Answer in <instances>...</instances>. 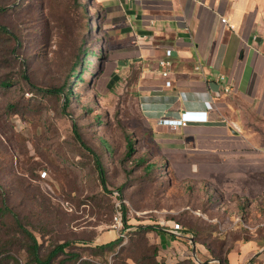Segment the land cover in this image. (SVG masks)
I'll return each mask as SVG.
<instances>
[{
  "label": "rangeland",
  "instance_id": "1",
  "mask_svg": "<svg viewBox=\"0 0 264 264\" xmlns=\"http://www.w3.org/2000/svg\"><path fill=\"white\" fill-rule=\"evenodd\" d=\"M104 8L103 0H0V81L12 83L0 88V199L9 195L47 246L97 243L122 201L128 239L114 252L92 256L99 264H143L139 258L153 253H143L147 245H157L158 259L167 263L264 264V149L237 151V164L220 165L215 176L202 167H170L164 174L169 160H154L156 150L147 145L132 69L125 77L117 73ZM87 50L95 53L91 66L85 82H75L74 64ZM128 138L135 151L126 160ZM150 163L157 168L149 171ZM175 222L185 236L161 229ZM144 223L156 228L139 231ZM137 241L143 245L134 246ZM78 245L71 251L89 257ZM18 250L10 257L25 264L26 253Z\"/></svg>",
  "mask_w": 264,
  "mask_h": 264
},
{
  "label": "crops",
  "instance_id": "2",
  "mask_svg": "<svg viewBox=\"0 0 264 264\" xmlns=\"http://www.w3.org/2000/svg\"><path fill=\"white\" fill-rule=\"evenodd\" d=\"M103 2L117 73L132 69L147 145L156 150L154 160H169L164 174L170 167H202L215 176L220 165L237 164V151L264 149V0ZM168 49L172 64L163 67ZM187 109L207 110L208 122L161 120ZM95 238L105 243L117 235L110 229Z\"/></svg>",
  "mask_w": 264,
  "mask_h": 264
},
{
  "label": "trees",
  "instance_id": "3",
  "mask_svg": "<svg viewBox=\"0 0 264 264\" xmlns=\"http://www.w3.org/2000/svg\"><path fill=\"white\" fill-rule=\"evenodd\" d=\"M1 29L7 33L10 31L5 27L1 26ZM11 34V33H10ZM84 52V51H83ZM95 53H90L88 50L85 53V57L81 58L79 55L77 61L74 64V71L72 72V77H75V82H79L85 79L83 78L84 73L88 69V66H91V61L89 60V55H93ZM81 67V70L79 69ZM25 79H29L27 74H24ZM12 83L9 80L0 81V88H5L10 86ZM71 86L68 85V91L66 92L67 100H69V96L71 94ZM13 107V106H12ZM78 139L82 143L83 146L85 144L84 139H82L81 135L78 134ZM134 143L135 141L127 140V152L125 155V159L131 157L134 153ZM89 148V147H88ZM96 165L100 172V179L102 185L106 188L107 180L105 177V169L103 163L100 158L97 157ZM145 160L140 162V165H144ZM165 166V165H164ZM147 168L150 170L156 169L157 165L155 163L148 164ZM165 168V167H164ZM159 170H161L159 168ZM9 195L2 196L0 199V263L3 262L4 259H14L15 264H20L19 259L17 257H10V252L14 250L21 251L23 250L26 253V261L25 264H68L69 261H73V264H99L93 261L92 256H104L108 252H114L121 245L122 240L120 238H116L114 240H110L105 243H95L91 240L86 239H78V240H64L63 243L59 244H51L46 245L44 240L39 241L37 235L29 227L26 221H29L28 216H23L22 212L16 208L15 205H11L9 203ZM178 223V222H175ZM174 223V224H175ZM174 224L170 229H173ZM180 224V223H179ZM181 228L179 233L181 236H185L183 233V226L180 224ZM128 229L127 232L131 229V227H126ZM156 228L155 225H142L139 228V231H150ZM43 237L44 233H40ZM145 235H142L140 240ZM146 239V238H145ZM73 243H80L78 246H82L81 249L86 251L88 254L84 259H82L83 255L81 253H75L71 251L74 248ZM133 243V241H132ZM143 245V242L137 241L134 246L138 247ZM148 246V247H147ZM148 249H145L143 253H148L150 250L153 252L152 255H148L147 261H145V255H142L139 258V263H147V264H180V262L176 263H167L164 261H160L158 259L159 247L157 245H147ZM126 246H122L125 249ZM18 248V249H16ZM120 249V251L122 250ZM48 251L44 253V251ZM118 254V253H117ZM91 256V257H90ZM58 258H61L57 261ZM149 260V261H148ZM188 264H199L193 258H190Z\"/></svg>",
  "mask_w": 264,
  "mask_h": 264
},
{
  "label": "built area",
  "instance_id": "4",
  "mask_svg": "<svg viewBox=\"0 0 264 264\" xmlns=\"http://www.w3.org/2000/svg\"><path fill=\"white\" fill-rule=\"evenodd\" d=\"M173 55L172 49H168L166 51V58L161 59L159 61V64L163 67H169L171 66V57ZM224 79V76L221 77ZM166 86L170 87L171 86V81L168 80L166 81ZM226 91L230 90L229 86L225 87ZM161 120L165 123L169 124H174V125H186L187 123L191 122H208L209 120V115L207 110H197V109H187L184 110L179 118L176 117H164L162 115ZM47 172L43 171L42 172V177H46ZM123 202L118 201L116 203V210L113 215V221L111 224V228L115 231L117 238H120L122 241H127L128 239V229L125 227V222H124V216H123ZM181 226L179 223H175L173 227V231L176 233H179Z\"/></svg>",
  "mask_w": 264,
  "mask_h": 264
},
{
  "label": "water",
  "instance_id": "5",
  "mask_svg": "<svg viewBox=\"0 0 264 264\" xmlns=\"http://www.w3.org/2000/svg\"><path fill=\"white\" fill-rule=\"evenodd\" d=\"M218 85V84H217ZM193 253L195 254L196 253V244L194 243L193 244Z\"/></svg>",
  "mask_w": 264,
  "mask_h": 264
}]
</instances>
